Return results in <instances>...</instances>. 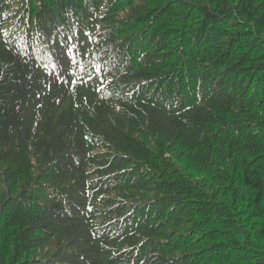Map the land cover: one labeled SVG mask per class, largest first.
Wrapping results in <instances>:
<instances>
[{"label": "trees", "instance_id": "16d2710c", "mask_svg": "<svg viewBox=\"0 0 264 264\" xmlns=\"http://www.w3.org/2000/svg\"><path fill=\"white\" fill-rule=\"evenodd\" d=\"M0 264H264V0H0Z\"/></svg>", "mask_w": 264, "mask_h": 264}]
</instances>
